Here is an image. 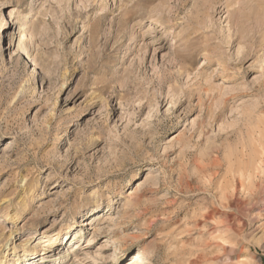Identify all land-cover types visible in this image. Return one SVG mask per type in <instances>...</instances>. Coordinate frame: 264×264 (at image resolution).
Returning a JSON list of instances; mask_svg holds the SVG:
<instances>
[{
	"label": "rangeland",
	"instance_id": "374dc122",
	"mask_svg": "<svg viewBox=\"0 0 264 264\" xmlns=\"http://www.w3.org/2000/svg\"><path fill=\"white\" fill-rule=\"evenodd\" d=\"M135 253L264 264V0H0V258Z\"/></svg>",
	"mask_w": 264,
	"mask_h": 264
},
{
	"label": "bare ground",
	"instance_id": "6f19581e",
	"mask_svg": "<svg viewBox=\"0 0 264 264\" xmlns=\"http://www.w3.org/2000/svg\"><path fill=\"white\" fill-rule=\"evenodd\" d=\"M156 20V19H155ZM11 38H14V36H12V34H11ZM114 239H116L115 237L113 238V241H114ZM44 243H49V244H51V246H48V245H44V247H56V246H59L60 244H62V243H60V241L59 240H53V238L52 237H50L48 234H46V235H44L43 237H42V240L41 241H39V244H41V245H43ZM53 250V249H52ZM45 256L46 255H48V253L46 254H44ZM26 256H30V259H33L34 257H33V254L32 253H28V254H26ZM43 256V255H42ZM46 258V257H45ZM19 259V258H18ZM16 260V263H18L17 261H19V260ZM48 261V260H47ZM139 261H141V263H143L144 261H145V257H144V254H142V253H135L134 254V256H133V258H131V260L130 261H128L129 262V264H141V263H139ZM0 264H8V258L7 257H1L0 258Z\"/></svg>",
	"mask_w": 264,
	"mask_h": 264
}]
</instances>
